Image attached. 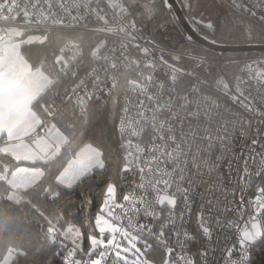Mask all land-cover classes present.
Here are the masks:
<instances>
[{"label":"snow or ice","instance_id":"snow-or-ice-1","mask_svg":"<svg viewBox=\"0 0 264 264\" xmlns=\"http://www.w3.org/2000/svg\"><path fill=\"white\" fill-rule=\"evenodd\" d=\"M102 3L99 0L95 7L92 2L73 7L59 0H25L21 6L18 0H0V264H48V253L63 256L61 264H251L250 253L258 246L264 250V151L250 153L247 159L241 156L243 170L237 175L243 186L233 184L230 193L227 180L234 155L227 164L228 171L213 178L209 195L198 209L195 205L204 182L222 157L204 160L202 154L194 173L187 159L184 167L179 166V157L190 155V149L181 151L182 146L189 139L196 142L198 136L206 141L209 151L214 145L226 151L228 140L238 139L231 135L227 124H219L221 106L211 95L203 94L212 91L206 82L215 83L216 95L227 96L234 79L239 93L234 99L250 112H259V123L264 124V108L256 106L264 104V64L254 67L255 61L246 63L240 75L233 73L230 78L223 67L209 66L205 73L206 55L197 53L193 61L198 64L193 71L203 74V79L193 72L181 76V70L169 65L163 54L157 60V49L163 53L171 47L166 41L151 47L132 43L140 39L142 31L151 35L154 23L161 26V14L171 13L172 0H160L159 4L123 0L103 8ZM213 6L224 7L215 5L214 0ZM183 7L194 25L210 30L203 36L209 45L218 42L217 33L227 31L219 16L215 21L204 17V0H184ZM228 7L241 20L252 18L245 30L255 24L264 39V0L255 4L231 0ZM108 8L113 9L111 22L117 19L116 9L123 20L133 17L132 22H121L116 29L109 27ZM92 17L102 25L97 32L124 33L129 39L119 43L113 40L111 44L98 41L87 54L91 70L81 75L84 56L79 60L68 58L64 48L49 53L50 30L86 31ZM163 19L167 21L169 16ZM184 39L191 41L192 36ZM34 50H38L35 55ZM133 55L136 59H131ZM172 59L179 60L180 56ZM157 63L172 71L168 93L172 98L164 103H160L159 96L154 100L149 95L158 79ZM253 80L259 87L257 96L250 99L240 85L251 87ZM161 87H169V82ZM121 92L122 104L113 99ZM133 93L135 99L131 98ZM101 97H106L105 103H101ZM108 102L117 110L106 137L103 129L93 131L91 124L97 115L108 111ZM152 104L154 107L149 106ZM193 105L195 111H191ZM182 111L198 121L195 127L188 124V132L180 116ZM85 116L88 129L84 127ZM259 132L264 133V128ZM142 134L145 140L151 138L148 149L133 143V138ZM251 143L256 145L258 141L253 137ZM169 145L173 146L171 151ZM249 160L254 163L253 172L249 171ZM169 163L175 165L171 172L161 167ZM204 164L208 172L200 171ZM94 174H103L105 187L94 217L95 233L87 236L85 250L80 228L50 209ZM137 174L139 183H124L129 175L134 178ZM253 175L261 178V184L254 186V195L246 200L244 186L251 183ZM173 187L175 191L169 192ZM236 188L241 192L239 201L235 200ZM217 191L220 195L215 194ZM178 200L183 206L177 215ZM141 215L157 224L158 231L139 223L136 217ZM17 218L44 221L47 227L34 238L20 240L3 231ZM57 246L62 251H53ZM44 248L48 253L42 251Z\"/></svg>","mask_w":264,"mask_h":264},{"label":"built area","instance_id":"built-area-1","mask_svg":"<svg viewBox=\"0 0 264 264\" xmlns=\"http://www.w3.org/2000/svg\"><path fill=\"white\" fill-rule=\"evenodd\" d=\"M227 6L231 2V0H222ZM19 3H21V6L24 5L25 0H18ZM52 2H56V0H52ZM92 2V6L95 7L96 3L99 2V0H59V3H67L71 4L73 7L79 4H86ZM237 2H244L249 4H255L259 1H252V0H237ZM123 3V0H103V3L101 4V7H105L106 5H112V4H121ZM231 9V8H230ZM71 10V9H70ZM232 10V9H231ZM55 11V9H54ZM112 11L113 9L108 8V19L110 20L109 27L116 29L119 24L122 22L124 25H128L132 22L133 17L129 16L127 20H123V18L119 17V10L116 9L117 12V19L115 22L112 21ZM236 13V12H235ZM76 13L73 12V15ZM83 14V13H81ZM103 14V13H102ZM237 14V13H236ZM247 20L251 21L252 18H246ZM102 25L100 23H97L95 20V17L90 18L88 23V28L86 31H79V32H68V31H52L50 30V34H60V33H70L72 35H78L79 39H68L66 43L61 47L65 49V55L68 58L75 57L77 60L81 56H84L85 59L83 60V66L80 69V74L83 75L84 73L91 70V65L89 63V58L87 56L89 49L93 47L98 41L100 40H106L109 44L113 40H116L119 42H127L129 39L128 37H125L124 33H118L117 35H113L112 32H106V33H100L97 32L96 29L101 27ZM137 27L138 24H137ZM33 34H39V33H33ZM140 43L141 47L149 46L151 47L153 44L158 43L156 39L153 40L152 36L145 35L143 31L140 33V39L138 41H133V45L135 43ZM132 51L135 52V48H132ZM163 54L164 58L168 60L169 65H175V67L179 68L180 75L185 76L187 72H193L194 75H200L199 71H193L196 67L198 62L193 61V56H195L194 53L185 51L183 49L179 48H165L164 52L161 53L157 49V60L159 59V56ZM137 55H142V53H138ZM227 55V54H225ZM225 55H218V57H207V63L203 65L204 69L207 66L210 65H223V64H231L235 62H239L242 65V68L244 65L252 64L254 61L256 64L253 66L256 67L259 64H264V53H257V54H251V55H244L240 57H233V56H225ZM172 56H180L179 60H173ZM131 59H136V55H133ZM156 73L158 74V79L156 81V85L154 86L153 91L149 92V95L154 96V100L156 96H159L160 103H164L165 101H168L170 98L168 93L170 91V82L172 78V71L168 66L163 65L162 63H157L156 65ZM186 79V77H185ZM201 79L203 77L201 76ZM245 81H247V77H243ZM165 81L169 82V87H161L165 83ZM206 86L208 88H211V92L205 91L204 95H211L212 99L216 100L217 104L221 106V116L222 119L219 121L220 125L227 124L229 132L232 136L238 137L235 141H232L231 139L227 142V150L225 151L223 148H220L218 146H213L212 149L209 151L208 144L205 140L200 139L199 136L197 137L196 142H193L191 139L187 140V142L182 146L181 151L182 152H188L190 149V155L185 158L183 155L179 157V166L184 167L185 166V160L187 159L188 166L192 169V172L194 173L196 171L195 164L200 162V157L203 154L204 160H210L213 158V156H220L222 157L221 161L216 165V167L211 169L210 172V178L206 179L204 182V188L201 190V194L199 199L196 201V208L198 209L200 205L204 204L205 197L209 195L208 188L212 186L213 184V178L218 177L222 172H226L227 170V164L229 160L233 158L235 155V159L232 162V169L228 172L229 179L227 180V187L229 192L231 193L233 191L232 185L235 183H240L243 186V181L240 180V176L237 175V171L242 174L243 165H244V159H241V156H243L245 159L249 157V154L252 153L255 155L256 152L264 151V133H260L259 130L261 128H264V124L259 123V112L252 113L248 109L244 108L242 105L239 104L238 101L234 99L235 96H238L239 93L235 91L236 89V81L233 80V82L230 84L231 92L225 96L223 93H220L219 95H216L217 87L214 82H206ZM103 87V85H101ZM259 85H257V82L255 80L251 81V87L247 84H241L240 88L244 92L246 96L251 97L257 96V90ZM99 92H97V96H99ZM183 95V93H181ZM114 96H116L114 94ZM175 94H173V97ZM118 102L120 104L123 103L124 94L121 92L118 96ZM131 98L135 99L136 94H131ZM106 97H101V103H105ZM243 99V97H241ZM259 100V97H258ZM147 103V101H145ZM247 103V102H246ZM150 107H154V104L149 105ZM258 108H264V104L258 103L256 105ZM196 107L195 105L192 106L191 111H195ZM180 116L184 120V128L185 132H188V124H191L193 127L196 126L198 121L188 115L186 112L182 111L180 112ZM243 125V127H241ZM177 128L180 127L179 124L176 125ZM214 129L217 127L216 125L213 126ZM203 130V126H201V132ZM255 137L258 141L256 145H252L251 140ZM133 143H141V147H144L145 149H148L152 146L151 138L148 139L143 138V134L141 137H134ZM219 142H216V145H218ZM172 145H169V151L172 150ZM123 155V153H122ZM192 157H196L197 159L194 161ZM249 163V171H254V163L252 160L248 161ZM175 165L169 163L167 165L162 164L161 167L164 168L166 171L171 172L172 168ZM200 171L202 172H208V165L204 164ZM147 179V178H146ZM126 185H133L135 183H139V175L137 174L136 177H132L131 175L128 176L127 180L124 182ZM261 184V178L253 175L251 177V183L247 186H244V198L247 200L250 198L251 195H254L255 193V187L254 186H260ZM219 188V185L217 186ZM129 189L126 187L125 191H128ZM169 192H174L175 188H171L168 190ZM137 196L140 194L139 192L135 193ZM162 194V193H161ZM216 195H220L219 191L215 193ZM155 194H153L152 197H149V199H153ZM241 196V192L239 188L235 189V200L239 201ZM118 198H120V194L118 193ZM231 198V197H230ZM179 207L177 208L176 212L177 215L182 208L183 204L182 201L178 200ZM235 206V204L233 205ZM160 206H156V210L159 211ZM117 213L119 214V210H117ZM165 215L167 213L165 212ZM136 220L139 223L142 224H149L150 226L156 227L157 231L159 226L155 224L153 221L148 220L144 218L142 215L137 216ZM135 222V221H134ZM126 223V222H125ZM177 224H179V219H177ZM172 240H175V237H171ZM223 237H221V240ZM257 248V247H256ZM256 248L250 253V260L252 264V257L253 253L256 251ZM193 254H195L193 252Z\"/></svg>","mask_w":264,"mask_h":264},{"label":"trees","instance_id":"trees-1","mask_svg":"<svg viewBox=\"0 0 264 264\" xmlns=\"http://www.w3.org/2000/svg\"><path fill=\"white\" fill-rule=\"evenodd\" d=\"M181 4L185 14L189 18L192 23V19L188 10L183 7L184 0H178ZM256 1V0H252ZM259 1V0H258ZM215 4H223L226 10L215 12L214 14L211 12L213 21H215L216 17L219 16L222 24L227 25V31L223 34L217 33L216 35L220 37L218 39V43L223 44H245V43H264V39L260 38V28L255 24L252 25L251 30H245L250 21L245 19L241 20L240 16L236 14L233 10H231L222 0H214ZM206 7L202 10H207L210 8V5L213 6V0H204ZM226 6L228 8H226ZM164 15H168L169 19L164 21L163 24H160V27L154 23L151 26V35L148 32L143 31L145 35H149L155 37L157 41L164 40L173 48L183 49L188 52H199L207 57H218V54L205 50L195 43H191L186 41L185 33L181 29L180 25L176 21L174 14L165 13L161 14L162 19ZM200 17L197 16V19ZM139 19V18H135ZM167 27H164V25ZM193 24V23H192ZM194 25V24H193ZM140 27V25L138 24ZM196 29L202 33L203 35H208L210 30H208L204 26H196ZM163 34V35H161ZM51 36V44L49 45V53H51L52 49L59 51L61 47L66 43L68 39H79L78 35H72L70 33H60V34H50ZM211 39V36H210ZM195 50V51H193ZM35 51H33V55H35ZM244 55L251 54H235V55H225V56H233L240 57ZM213 69L225 68L229 73V77L231 78L232 74L235 73L240 75V69L242 68L241 63L235 62L231 64H223V65H210ZM209 66L205 67V73H207ZM201 74V73H200ZM203 77V74H201ZM234 80V79H233ZM232 80V82H233ZM114 100L118 101L117 95L113 96ZM107 108V112H103L100 115H97L91 124V129L93 131H98L99 129H103L105 136L107 137L110 132L114 122V116L116 112V107L113 103L108 102L105 104ZM85 129L89 128L88 125V117L84 118ZM118 139V137H117ZM113 147V151H115V146ZM105 183L103 174H94V177L84 184H81L76 188L74 192H71L69 195L65 197L63 201L60 202L59 205H54L50 209L53 212H59L64 216V220H67L71 223L76 224L83 232L84 235V247L87 250V236L92 233L94 228V217L96 212L98 211V206L100 201L102 200V193L104 191ZM64 220L61 223H64ZM47 227L46 222L37 221L35 219L29 218L28 220H21L17 218L13 222L6 224L4 226L3 231L7 232L9 235L15 236L20 240H26L30 237H35L37 233H41L43 229ZM67 227V225H65ZM67 243V241H66ZM42 251L48 253V249L44 248ZM53 251L59 252L62 251L58 246L53 249ZM66 255V252L64 253ZM48 264H61L63 260V256L52 255L51 253L47 254ZM252 264H264V250L261 247H257L256 251L253 253Z\"/></svg>","mask_w":264,"mask_h":264},{"label":"water","instance_id":"water-1","mask_svg":"<svg viewBox=\"0 0 264 264\" xmlns=\"http://www.w3.org/2000/svg\"><path fill=\"white\" fill-rule=\"evenodd\" d=\"M172 3L173 8L171 12L174 14L176 21L185 33V38L189 35L192 36V40L189 42L195 43L205 50L216 53L220 56L225 54L235 55L264 53V43L223 44L217 42L214 45H209V41H204V35L200 33L191 23L179 1L172 0Z\"/></svg>","mask_w":264,"mask_h":264},{"label":"rangeland","instance_id":"rangeland-1","mask_svg":"<svg viewBox=\"0 0 264 264\" xmlns=\"http://www.w3.org/2000/svg\"><path fill=\"white\" fill-rule=\"evenodd\" d=\"M141 2H144V0H141ZM149 2H151V3H156V4H159V2H160V0H149ZM215 5H220V4H215ZM226 8H228L227 6H226ZM223 10H226L225 9V7H223L222 9L221 8H218V7H214V6H211L210 5V8L209 9H207V10H204L203 11V15H204V17L207 19V18H211V19H213L212 18V15H211V12L214 14L215 12H220V11H223ZM199 17V16H198ZM137 18H139V14H137ZM164 19L162 18V19H160L159 20V22L158 23H160V24H163L164 23ZM195 55L197 54V53H199V52H193ZM199 54H201V53H199ZM201 55H203V54H201ZM114 120V119H113ZM119 193V192H118ZM81 230V229H80ZM81 232H82V230H81ZM83 233V232H82ZM92 233H95V229L93 228V230H92Z\"/></svg>","mask_w":264,"mask_h":264}]
</instances>
